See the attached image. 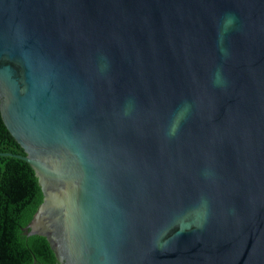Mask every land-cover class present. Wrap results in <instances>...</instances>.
I'll use <instances>...</instances> for the list:
<instances>
[{"label":"water","instance_id":"95a60500","mask_svg":"<svg viewBox=\"0 0 264 264\" xmlns=\"http://www.w3.org/2000/svg\"><path fill=\"white\" fill-rule=\"evenodd\" d=\"M0 115L56 264H264V0H0Z\"/></svg>","mask_w":264,"mask_h":264},{"label":"trees","instance_id":"16d2710c","mask_svg":"<svg viewBox=\"0 0 264 264\" xmlns=\"http://www.w3.org/2000/svg\"><path fill=\"white\" fill-rule=\"evenodd\" d=\"M3 154L26 155L0 115V264H56L45 238L21 235L42 202L37 178L26 162Z\"/></svg>","mask_w":264,"mask_h":264}]
</instances>
